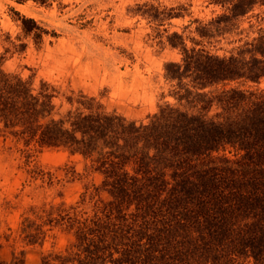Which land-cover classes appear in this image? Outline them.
Returning <instances> with one entry per match:
<instances>
[{"label": "trees", "instance_id": "obj_1", "mask_svg": "<svg viewBox=\"0 0 264 264\" xmlns=\"http://www.w3.org/2000/svg\"><path fill=\"white\" fill-rule=\"evenodd\" d=\"M212 3L230 14L199 29L203 38H213L216 26L223 30L220 22L264 6V0ZM152 10L145 14L158 20L162 13ZM23 22L27 36L35 32L42 39L44 29ZM169 43L184 55L181 64L165 66L166 78L177 82L171 95L179 106L160 107L147 123L108 111L85 95L78 108L57 118L56 89L46 82L35 89L31 79L6 72L0 56L3 131L27 146L80 154L102 176L100 186L75 204L43 208L24 219L21 236L30 245L43 243L54 229L71 236L65 253L41 264H264V91H205L229 81L259 83L264 36L228 58L188 49L177 33ZM105 192L108 200L101 199ZM88 199L95 200L91 211Z\"/></svg>", "mask_w": 264, "mask_h": 264}, {"label": "rangeland", "instance_id": "obj_2", "mask_svg": "<svg viewBox=\"0 0 264 264\" xmlns=\"http://www.w3.org/2000/svg\"><path fill=\"white\" fill-rule=\"evenodd\" d=\"M152 7L162 13L158 20L145 14H155ZM170 12L178 16L166 17ZM229 14L212 0H0V56L6 72L31 79L35 89L42 82L56 89L57 118L78 108L85 95L108 111L147 123L160 107L179 106L171 95L177 82L168 80L165 70L168 63L183 62L182 49L169 43L174 33L188 49L220 58L238 56L246 44L264 36V6H256L237 20L220 22L223 30L217 32L216 26L213 38L201 37L199 29ZM23 19L45 30L42 39L24 33ZM184 83L193 85L190 79ZM230 89L264 91V77L259 83L229 81L205 91ZM72 170L74 176L66 174ZM40 171L44 179L37 176ZM101 181L82 155L27 146L3 131L0 122V261L23 256L25 264H41L45 257L65 253L71 236L54 229L43 243L30 245L21 236V225L43 208L75 204ZM108 198L101 193V199ZM95 200L88 199L86 209L91 211Z\"/></svg>", "mask_w": 264, "mask_h": 264}]
</instances>
